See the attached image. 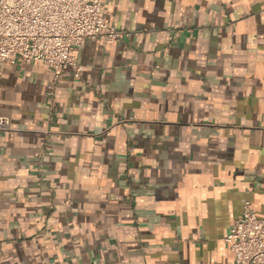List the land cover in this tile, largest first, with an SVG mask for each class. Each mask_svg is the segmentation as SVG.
Returning a JSON list of instances; mask_svg holds the SVG:
<instances>
[{
  "label": "crops",
  "instance_id": "1",
  "mask_svg": "<svg viewBox=\"0 0 264 264\" xmlns=\"http://www.w3.org/2000/svg\"><path fill=\"white\" fill-rule=\"evenodd\" d=\"M79 78L0 71V264H233L264 218V0H107Z\"/></svg>",
  "mask_w": 264,
  "mask_h": 264
},
{
  "label": "built area",
  "instance_id": "2",
  "mask_svg": "<svg viewBox=\"0 0 264 264\" xmlns=\"http://www.w3.org/2000/svg\"><path fill=\"white\" fill-rule=\"evenodd\" d=\"M107 0H0V71L6 65L44 64L53 78L48 97L53 101L63 72L73 68L79 78L76 52L85 40L105 36L112 44L125 32L103 17ZM11 130V120L0 116V132ZM233 264H264V218L242 205L226 238Z\"/></svg>",
  "mask_w": 264,
  "mask_h": 264
}]
</instances>
